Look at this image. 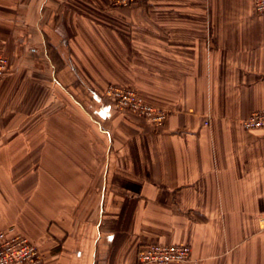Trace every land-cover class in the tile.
Segmentation results:
<instances>
[{"label": "crops", "instance_id": "crops-1", "mask_svg": "<svg viewBox=\"0 0 264 264\" xmlns=\"http://www.w3.org/2000/svg\"><path fill=\"white\" fill-rule=\"evenodd\" d=\"M0 232L40 264H264V13L252 0H0ZM166 109L155 129L108 84ZM206 122V123H205Z\"/></svg>", "mask_w": 264, "mask_h": 264}, {"label": "built area", "instance_id": "built-area-1", "mask_svg": "<svg viewBox=\"0 0 264 264\" xmlns=\"http://www.w3.org/2000/svg\"><path fill=\"white\" fill-rule=\"evenodd\" d=\"M147 0H109L113 7L130 6ZM255 13H264V0H252ZM11 69L9 59L0 53V79ZM103 95L110 99L114 107L128 112L141 119L151 127H162L168 115L166 109L147 103L137 90L129 85L109 84ZM206 123V122H205ZM246 130L261 129L264 131V109L250 112L240 121ZM264 225V212L259 216ZM191 247L186 244L151 243L140 246L136 251V260L140 264H170L188 261ZM41 256L35 242L27 237L8 236L0 232V264H40Z\"/></svg>", "mask_w": 264, "mask_h": 264}, {"label": "rangeland", "instance_id": "rangeland-1", "mask_svg": "<svg viewBox=\"0 0 264 264\" xmlns=\"http://www.w3.org/2000/svg\"><path fill=\"white\" fill-rule=\"evenodd\" d=\"M109 84H111V83H108L107 85H109ZM107 85H106V86H107ZM106 86H105V87H106ZM105 87H104V88H105ZM104 88H103V91H104Z\"/></svg>", "mask_w": 264, "mask_h": 264}]
</instances>
